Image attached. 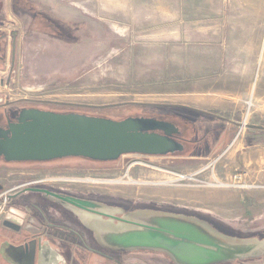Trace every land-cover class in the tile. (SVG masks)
Listing matches in <instances>:
<instances>
[{"label":"rangeland","instance_id":"rangeland-1","mask_svg":"<svg viewBox=\"0 0 264 264\" xmlns=\"http://www.w3.org/2000/svg\"><path fill=\"white\" fill-rule=\"evenodd\" d=\"M206 2L0 0V113L11 104L114 121L173 113L185 120H173L184 142L193 143L164 157L3 168L53 174L66 182L51 185L71 192L171 208L230 236L263 239L264 130L250 127L264 128V31L254 59H218L233 50L225 40L230 5L218 0L213 16ZM178 175L195 176L179 181ZM126 261L164 264L147 254ZM232 264H264V255Z\"/></svg>","mask_w":264,"mask_h":264},{"label":"flooded vegetation","instance_id":"flooded-vegetation-1","mask_svg":"<svg viewBox=\"0 0 264 264\" xmlns=\"http://www.w3.org/2000/svg\"><path fill=\"white\" fill-rule=\"evenodd\" d=\"M2 42L3 38L0 37V43ZM7 109L9 111L0 113V130L3 131L8 130L9 124L17 123L22 111H44L34 105L18 104H11ZM194 111L200 112L196 109ZM46 112L79 114L69 111ZM159 117L134 115L125 119H147L172 124L179 134L171 136V140L182 145L183 152L186 145H193L192 142H184L182 136L185 132L173 122L181 119L185 123L179 114H161V119ZM220 120L224 119L219 117ZM148 133L164 136L161 130ZM45 163L48 162H5L0 158V201L2 199L3 207L0 210V264H38V249L41 258H44L42 264H54L56 260H49L46 256L48 247L57 251L65 264H126L127 259L137 254L160 257L164 264H232L251 259L247 258L248 254H233L230 252L233 250L222 245L255 238L230 236L223 232L229 229H223L212 221L187 212L71 192L51 185L66 182L55 177L56 175L39 174L31 169L21 168ZM11 165L21 166L14 171L3 168ZM187 238L207 244H198ZM137 240L148 242L149 247L134 246L133 242ZM159 241L182 249V255L161 249L160 245H156ZM209 244L216 247H210ZM34 249L36 254L32 259ZM188 249H195L194 254H190ZM242 256L245 258H241Z\"/></svg>","mask_w":264,"mask_h":264},{"label":"water","instance_id":"water-1","mask_svg":"<svg viewBox=\"0 0 264 264\" xmlns=\"http://www.w3.org/2000/svg\"><path fill=\"white\" fill-rule=\"evenodd\" d=\"M15 57V38L12 42V63ZM13 65V64H12ZM92 107L93 106H86ZM252 129L264 130L251 126ZM161 130L164 136L148 133ZM172 124H163L147 119H125L114 121L79 114H55L39 110H25L19 114L17 123L9 124L8 130H0V158L5 162H50L60 159L80 158L92 162H113L124 155L135 154L147 157L166 156L183 152L182 145L171 140L178 135ZM192 242L206 245L195 239ZM227 244L233 254H248L247 258L264 255V238L261 240L240 241ZM137 247H149L148 242L137 240ZM161 249L169 253L182 249L162 241L157 242ZM210 247H216L209 244ZM194 254L195 249H188ZM36 254L32 251V259ZM46 256L55 259L54 264H65L57 251L47 248ZM38 264H42L41 252L37 253ZM60 258V259H59ZM233 257H230V259ZM241 258H245L242 256ZM59 259V261H58ZM193 261L192 258H189ZM44 264V263H43Z\"/></svg>","mask_w":264,"mask_h":264},{"label":"crops","instance_id":"crops-1","mask_svg":"<svg viewBox=\"0 0 264 264\" xmlns=\"http://www.w3.org/2000/svg\"><path fill=\"white\" fill-rule=\"evenodd\" d=\"M227 1L230 5V30L225 40L229 41L233 50L232 52L228 51L226 54L222 53V55L218 56V59H224L229 62L246 59L252 60L255 58L253 55L257 53L264 31V0H220V4L225 6ZM217 2L218 0H212V2L207 0V15L212 11V15L214 16L217 10ZM4 64L5 60L1 61L0 58V72ZM234 73L236 74L237 72ZM253 86L254 83L252 84L251 94L253 93ZM218 138L220 139L221 136Z\"/></svg>","mask_w":264,"mask_h":264},{"label":"bare ground","instance_id":"bare-ground-1","mask_svg":"<svg viewBox=\"0 0 264 264\" xmlns=\"http://www.w3.org/2000/svg\"><path fill=\"white\" fill-rule=\"evenodd\" d=\"M251 106V103L249 102L248 103V108ZM90 108H92V107H90ZM93 108H95V107H93ZM246 119H247V115L245 116V118H244V121H243V128H245V125H246ZM242 128V129H243ZM241 129V128H240ZM241 129V130H242ZM239 136V133H238V135L234 138V142H235V140H237V137ZM233 142V143H234ZM232 145H230V146H228V149H227V151L230 149V148H232L231 147ZM194 176L195 175H190V176H187V175H178V180L179 181H184V180H193L194 179ZM178 180H176V182L178 181ZM170 182V181H169ZM216 182V181H215ZM214 185H216V186H220V187H222V186H227V184H221V183H215ZM228 186H232V187H235V186H239V185H236V184H232V185H228ZM254 186V185H253ZM244 188H249L248 187V185L247 186H243ZM250 188H251V185H250Z\"/></svg>","mask_w":264,"mask_h":264},{"label":"trees","instance_id":"trees-1","mask_svg":"<svg viewBox=\"0 0 264 264\" xmlns=\"http://www.w3.org/2000/svg\"><path fill=\"white\" fill-rule=\"evenodd\" d=\"M78 159H80V158H78Z\"/></svg>","mask_w":264,"mask_h":264}]
</instances>
